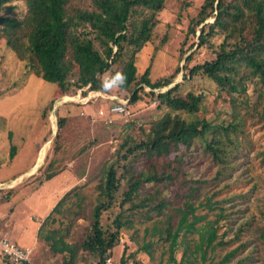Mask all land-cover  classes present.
Returning a JSON list of instances; mask_svg holds the SVG:
<instances>
[{"label": "trees", "instance_id": "obj_1", "mask_svg": "<svg viewBox=\"0 0 264 264\" xmlns=\"http://www.w3.org/2000/svg\"><path fill=\"white\" fill-rule=\"evenodd\" d=\"M164 1L0 0V12L7 10L13 15L19 4L23 7L20 17L0 15V32L7 44L27 53L28 69L54 83L60 96L74 95L78 89L105 93L101 88L105 76L123 71L127 82L115 94L128 98L127 108L154 100L162 109L143 128L136 126V133L122 137L111 158L101 166L97 203L80 241L68 243L59 229L47 231L44 238L50 242L49 250L68 253L69 260L63 264H73L82 250L95 259L91 264H102L105 256L120 246L119 234L131 228L137 215L144 219L164 216L152 234L168 242L172 264H180L173 258L179 237L197 233L193 252L200 251V258L205 260L208 251L212 254L238 240L250 223L251 219L240 223L231 236L229 229L219 231L230 222L227 217L231 214L230 205L222 204L239 195L216 197L220 189L213 186L234 167L233 159L241 148L251 145L242 107L248 105L249 93L264 96V0H203L196 15L187 18L178 58L184 56L188 36L199 29L196 49L184 59L183 80L171 87L179 66L156 79L149 77L153 57L168 38L164 33L156 42L158 34H154ZM209 18L212 21H207ZM150 44L149 64L139 72V54ZM201 49L204 57L196 60ZM196 77L209 81L213 89L182 90L185 80ZM54 100L51 98L44 107L43 118H47ZM221 101L228 102V114L218 112ZM117 103L120 101H109ZM70 120L68 115L57 114L53 152L60 151L70 131ZM258 155L264 161V145ZM202 162L215 168L212 175L198 170ZM48 164L46 177L56 170L51 169L54 161ZM66 198L67 194L52 211ZM114 208L115 215L104 217ZM208 214L212 215L209 219ZM104 218L110 221L104 223ZM149 247L144 244L137 251L152 256ZM240 247L243 242L224 253L216 264L229 263ZM242 263L239 260L235 264Z\"/></svg>", "mask_w": 264, "mask_h": 264}, {"label": "rangeland", "instance_id": "obj_2", "mask_svg": "<svg viewBox=\"0 0 264 264\" xmlns=\"http://www.w3.org/2000/svg\"><path fill=\"white\" fill-rule=\"evenodd\" d=\"M202 2L203 0L164 1L163 9L157 14L154 34L155 32L158 34L156 42L161 40L164 33H167L168 38L153 57L149 72L151 80L171 73L176 66H179V73L168 87L183 80L184 59L196 49L199 29L196 30L195 35L188 36L182 58H178V49L188 26L187 18L196 15ZM11 4L14 5L13 2ZM22 12L23 7L19 4L13 15L7 10L0 12V15L20 17ZM207 21H212V18ZM191 44L192 48L187 50ZM151 50L152 44L146 46L139 54L136 63L139 72L148 66ZM27 56V53L20 51L17 45L9 46L3 33L0 32V182L8 180L6 190L9 189L10 184L15 183L9 189L8 197H0V218H5L10 213L16 226H27L30 229H34L37 224L29 220L28 216L38 221L42 219L41 223L45 221L39 234L42 236L34 244L28 264H63L69 260L68 253L54 254L49 250L50 242L44 238L47 231L59 229L68 243L80 241L92 207L97 203L96 185L102 174L101 166L111 158L122 137L133 131L136 133V126L143 128L149 120L158 117L162 109L156 107L154 100L151 103L139 102L127 108L128 98L122 97V94H115V90L105 94L93 91L83 93V89H78L74 95L60 96L54 83L43 80L34 71L28 69ZM203 57L204 53L201 49L195 59L200 60ZM202 88L213 89L209 81L196 77L185 80L182 90ZM221 95L225 97L224 93ZM247 96L248 105L243 106L242 111L247 117V131L251 145L241 148L233 159L234 167L226 172L213 189H220L216 197H224L231 193L239 195L231 203L222 204V206L230 205L231 214L227 217L230 222L223 225L219 231L229 229L228 233L231 236L240 223L251 219L250 223L238 240L225 248H217L212 254L208 251L205 260L200 258V251L193 252L197 233L188 234L185 238L179 237L173 249V258L180 264H216L224 253L242 242L243 247H240L236 255L226 264H235L239 260L243 261L242 264H264V161L258 155L264 145V96H256L255 91ZM54 97L52 109L47 118H43L44 107ZM243 97L240 95L239 99L242 100ZM112 100L125 103L128 115L125 118L115 115L111 118L112 122L108 123L98 116V110L105 109ZM81 103L83 107L79 105ZM227 105V101L218 102V112L223 110L228 114ZM58 113L68 115L71 125L60 151L53 152L54 136L51 134L54 127L55 131L57 129ZM82 120L88 124L83 122L80 124ZM45 138L47 141L42 153L46 152V158L51 156V161H54L51 169H56L54 175L48 177L45 175L50 171L44 169L46 160L40 155L39 148ZM65 160L69 161L73 175H84L70 191L67 190L68 183L61 173L67 171L62 169ZM33 162L36 164L39 162L41 166L34 175H23ZM59 167L61 169H58ZM201 169L206 170L210 175L215 171V168L210 167L206 162L198 166V170ZM14 177L16 179L13 181ZM75 180L77 177H74V182ZM66 194L65 201L57 210L52 211L56 203L66 197ZM242 195L245 196L241 197ZM116 212L117 209L114 208L104 217H112ZM211 217L212 215L208 214L207 219ZM163 219V215L152 216L151 219H144L142 215L135 216L131 228L124 229L123 234H119V236L123 235L126 241L124 255L135 252L136 257L145 260L147 264H172L169 260L168 242H161L157 235L152 234L153 227L161 226ZM109 221L104 218V223ZM200 223L202 222L198 224ZM144 244L150 246L152 256L142 250L137 251ZM113 252L115 258L119 257L121 245L116 246ZM94 260L92 255L82 250L76 254L73 264H91ZM0 264L6 262L0 259Z\"/></svg>", "mask_w": 264, "mask_h": 264}, {"label": "crops", "instance_id": "obj_3", "mask_svg": "<svg viewBox=\"0 0 264 264\" xmlns=\"http://www.w3.org/2000/svg\"><path fill=\"white\" fill-rule=\"evenodd\" d=\"M54 131H55V127H54V130L52 131V134H51L52 136L55 137L56 131L55 132ZM46 139L47 138H45L42 141L39 148L41 151L40 155H43V160L44 159L46 160L45 162H46V166H47L48 163L50 164L52 159H50L51 156H50V158H46V156H45L46 152L42 153L43 148H44V144L47 141ZM52 147H53V145H52ZM52 155H53V153H52ZM68 162H66V160H65L64 161V167H62V169H67V171L66 172L62 171L61 173L63 174V179L66 181V183H68L67 190L70 191L71 188H73V186H75L76 184L79 183V180H82L84 175H82V174L80 176L73 175V173L71 171L72 167H71L70 163H68ZM49 164H48V166H49ZM40 166H41V164L39 165V162H38V164H36V162H33L24 174L23 173H19V174L20 175H22V174L23 175H27V174L34 175ZM58 169H61V167H59ZM16 177H18V176H16ZM16 177L12 178L13 181L16 179ZM74 177H77V180H75V182H74ZM7 181L8 180H4V181L0 182V197L1 196L8 197L9 196V189L11 187H13L15 184V183L10 184V186L8 187L9 189L6 190ZM28 182H30V181H28ZM57 199H59V197ZM28 219L36 222L37 225L35 226L34 229H30L27 226H16L13 219L11 218L10 213H8V215L5 218H0V238L6 237V238L12 240L13 242H15L18 245V247L29 249V260H30L31 253H33V249H34L33 246H34V244H36L37 239L41 238L39 235V230H40V228H42V225L44 226V223H46V222L43 221V223H41L40 220L42 221V219H39V221H38V219H35L34 217H31V216H28ZM40 223H41V225H40ZM0 259H2L3 262H6V264H8L7 259H8V261H10L8 256H6L2 253L1 249H0ZM29 260L27 262H21V263H28ZM13 264H19V263H13Z\"/></svg>", "mask_w": 264, "mask_h": 264}, {"label": "built area", "instance_id": "obj_4", "mask_svg": "<svg viewBox=\"0 0 264 264\" xmlns=\"http://www.w3.org/2000/svg\"><path fill=\"white\" fill-rule=\"evenodd\" d=\"M115 115H119L122 118L128 115V111L124 106V103L120 101L117 104H109L105 109L100 108L98 110V116L104 119L106 122L111 123V118ZM118 242L122 249L126 242L123 235L119 236ZM0 249L2 253L10 259L12 263L27 262L29 260V249L20 248L12 240L3 237L0 238ZM126 251L121 250L119 257L115 258V254H109L105 256L102 264H147V262L136 255L127 254Z\"/></svg>", "mask_w": 264, "mask_h": 264}, {"label": "clouds", "instance_id": "obj_5", "mask_svg": "<svg viewBox=\"0 0 264 264\" xmlns=\"http://www.w3.org/2000/svg\"><path fill=\"white\" fill-rule=\"evenodd\" d=\"M127 82V76L123 71L108 73L102 81L101 88L105 93L116 89H122Z\"/></svg>", "mask_w": 264, "mask_h": 264}, {"label": "bare ground", "instance_id": "obj_6", "mask_svg": "<svg viewBox=\"0 0 264 264\" xmlns=\"http://www.w3.org/2000/svg\"><path fill=\"white\" fill-rule=\"evenodd\" d=\"M42 149V148H41Z\"/></svg>", "mask_w": 264, "mask_h": 264}]
</instances>
